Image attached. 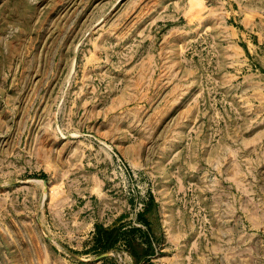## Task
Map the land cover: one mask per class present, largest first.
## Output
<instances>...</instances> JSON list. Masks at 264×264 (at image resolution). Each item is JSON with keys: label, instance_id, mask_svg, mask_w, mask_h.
Masks as SVG:
<instances>
[{"label": "rangeland", "instance_id": "rangeland-1", "mask_svg": "<svg viewBox=\"0 0 264 264\" xmlns=\"http://www.w3.org/2000/svg\"><path fill=\"white\" fill-rule=\"evenodd\" d=\"M160 229V263L264 264V0H0V264Z\"/></svg>", "mask_w": 264, "mask_h": 264}, {"label": "crops", "instance_id": "crops-1", "mask_svg": "<svg viewBox=\"0 0 264 264\" xmlns=\"http://www.w3.org/2000/svg\"><path fill=\"white\" fill-rule=\"evenodd\" d=\"M146 207L150 208L148 205H144L141 209V211H145ZM152 206L151 209L145 214L148 220V225H150L151 229L156 233L157 224L155 223V220L153 219V212H152ZM160 236H157L154 234V237H151L149 239V244H146V247L141 251L140 253H132V257L134 258L135 263L134 264H163L160 263L162 260H160L162 257L159 256L160 251L162 249V238H161V229L159 230Z\"/></svg>", "mask_w": 264, "mask_h": 264}, {"label": "trees", "instance_id": "trees-1", "mask_svg": "<svg viewBox=\"0 0 264 264\" xmlns=\"http://www.w3.org/2000/svg\"><path fill=\"white\" fill-rule=\"evenodd\" d=\"M147 205L150 208L146 207L145 211H143V212L140 209V210H138V213H137L138 219L141 220L142 222H144L145 224H148V220H147V217L145 216V214L149 211V209H151L152 204H151V202H149ZM134 253H136V252H134Z\"/></svg>", "mask_w": 264, "mask_h": 264}, {"label": "built area", "instance_id": "built-area-1", "mask_svg": "<svg viewBox=\"0 0 264 264\" xmlns=\"http://www.w3.org/2000/svg\"><path fill=\"white\" fill-rule=\"evenodd\" d=\"M137 213H138V211H137ZM137 213H136L137 222H138L137 224H138V225H143V224H141V223H143V222H142L141 220L138 219ZM123 252H124V254H125V258H126V257H127L126 251H123Z\"/></svg>", "mask_w": 264, "mask_h": 264}, {"label": "water", "instance_id": "water-1", "mask_svg": "<svg viewBox=\"0 0 264 264\" xmlns=\"http://www.w3.org/2000/svg\"><path fill=\"white\" fill-rule=\"evenodd\" d=\"M44 182H46V181H44Z\"/></svg>", "mask_w": 264, "mask_h": 264}]
</instances>
